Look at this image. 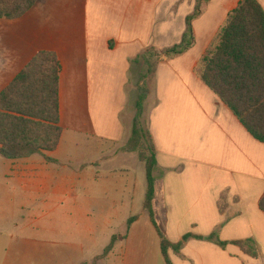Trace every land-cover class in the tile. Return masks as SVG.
Masks as SVG:
<instances>
[{"label":"crops","instance_id":"crops-1","mask_svg":"<svg viewBox=\"0 0 264 264\" xmlns=\"http://www.w3.org/2000/svg\"><path fill=\"white\" fill-rule=\"evenodd\" d=\"M240 1L38 0L22 18L0 20L13 45L0 93L42 51L62 66L59 146L19 160L2 156L0 206L8 210L0 216L44 232L13 244L6 264L88 263L97 227L108 242L102 253L118 238L104 264H168L144 209L146 165L123 147L142 84L136 58L179 44L196 9L194 46L163 57L146 102L158 162L155 221L181 245L168 250L172 264H264V144L195 73Z\"/></svg>","mask_w":264,"mask_h":264},{"label":"trees","instance_id":"trees-1","mask_svg":"<svg viewBox=\"0 0 264 264\" xmlns=\"http://www.w3.org/2000/svg\"><path fill=\"white\" fill-rule=\"evenodd\" d=\"M38 0H0V20L22 18ZM199 10L188 16L186 31L179 44L159 50L151 47L135 60L142 65L136 112L131 136L123 151L135 153L145 163L147 194L144 209L152 218L162 240L168 264V250L178 252L181 245L171 244L155 221L156 148L147 127L146 102L152 93V82L163 57L174 58L194 46L193 20ZM62 66L57 54L38 53L0 93V155L19 160L38 153L53 152L60 144L63 128L60 111V76ZM196 75L234 113L246 130L264 144V7L258 0H241L232 10L217 36L195 68ZM264 212V196L260 201ZM135 218L129 221V228ZM188 238V237H186ZM213 235L210 239L214 240ZM114 237L93 264L113 251ZM244 247L246 243L237 242ZM225 246L224 243H220ZM257 255L256 252H254ZM87 264V263H83Z\"/></svg>","mask_w":264,"mask_h":264},{"label":"rangeland","instance_id":"rangeland-1","mask_svg":"<svg viewBox=\"0 0 264 264\" xmlns=\"http://www.w3.org/2000/svg\"><path fill=\"white\" fill-rule=\"evenodd\" d=\"M6 22V20H2ZM6 33L3 29H0V68H6L8 64L10 63V53L11 50H13L12 43L8 42L6 39ZM1 74H0V80H1ZM3 87V82H0V89ZM136 112V110H135ZM146 117V116H145ZM5 159L0 156V183L1 185H5L2 179V172L4 171ZM5 210H8V205L0 206V213L5 212ZM13 222H16V218L12 219L9 216H0V264H6V259L8 255L10 254L11 246L15 243L21 242L23 239L26 238V236L29 235H43L44 232H40V229L38 226H32L27 232L22 230V227L16 228L13 225ZM97 233H96V241L92 246H90L89 249L85 251V256L83 257V260H92L88 262L87 264H93V259L98 254H101L103 251V246L105 243V240L103 239L101 235V228L97 227ZM117 232H123L124 229L122 227L116 228L115 231ZM98 264H104V261H100Z\"/></svg>","mask_w":264,"mask_h":264}]
</instances>
